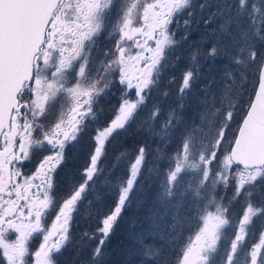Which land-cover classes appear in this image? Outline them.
Instances as JSON below:
<instances>
[{
	"label": "snow or ice",
	"instance_id": "1",
	"mask_svg": "<svg viewBox=\"0 0 264 264\" xmlns=\"http://www.w3.org/2000/svg\"><path fill=\"white\" fill-rule=\"evenodd\" d=\"M134 201L129 264H264V0H0V264H58L81 220L101 264Z\"/></svg>",
	"mask_w": 264,
	"mask_h": 264
},
{
	"label": "trees",
	"instance_id": "2",
	"mask_svg": "<svg viewBox=\"0 0 264 264\" xmlns=\"http://www.w3.org/2000/svg\"><path fill=\"white\" fill-rule=\"evenodd\" d=\"M199 36L192 33L191 39L183 45L180 51L183 52L184 56H187L189 48L187 45H190L192 41L198 40ZM179 65L182 69L186 68V59H182L179 62ZM179 82V80H178ZM103 103H105L102 100ZM171 101H169L170 103ZM112 103H116L115 99L112 100ZM151 102L149 103V105ZM107 107V105H105ZM167 109L168 104L164 105ZM147 115V110L140 113L138 117V122L143 120ZM111 113H106V119L110 118ZM187 117L193 116L192 108H188L186 111ZM163 119V115L160 117ZM106 122V121H105ZM159 124V121H157ZM88 136H85L84 140L81 141L80 145L75 147L70 146L67 150V164L65 168L61 171V176L66 172L72 171L77 172L81 169L85 162L87 156V149L83 146L88 140ZM145 141L151 143L150 137H148L144 132H140L137 129V124L134 123L128 130V132L119 138L118 141L114 142L115 147L110 148L109 155L105 158L103 163L111 170V165L114 162V154L119 152L122 148L133 149L139 143H144ZM171 150V149H170ZM126 170L125 165H121L117 168L113 175H120L121 172ZM110 202V201H109ZM144 212L143 210H138L135 204L128 208L123 214L122 218L118 221L115 230L109 240L107 241L104 247V256L102 258L101 264H129L131 257L129 255L130 250L135 247V240L133 239L134 234L146 230L147 223L143 220ZM135 221V223H133ZM51 223V221H49ZM84 221H78L77 224L73 226V244L69 245L63 252L62 255L58 257V264H87L88 257L92 248L95 247L97 242H88L85 241V244L81 247L79 245V236L82 230L86 227ZM148 243H151L150 240Z\"/></svg>",
	"mask_w": 264,
	"mask_h": 264
},
{
	"label": "rangeland",
	"instance_id": "3",
	"mask_svg": "<svg viewBox=\"0 0 264 264\" xmlns=\"http://www.w3.org/2000/svg\"><path fill=\"white\" fill-rule=\"evenodd\" d=\"M216 25L215 24H211V25H208L207 27L208 28H212V27H215ZM204 29H205V26L203 25V23H201L200 24V26H199V28H197L195 25L193 26V31H192V33H194V34H196V35H198L199 36V38H200V33L202 32V31H204ZM180 34L181 33H177V38H179V36H180ZM191 36H192V34H191ZM191 36L189 37V39H191ZM183 47V46H182ZM187 47L189 48V45H187ZM219 63V62H218ZM186 66H187V62H186ZM184 69H182L181 67H180V65H179V63H178V65L176 66V68L174 69V70H172V69H170L169 70V75H175L176 77H177V82H178V80H179V78H180V75H181V73H182V71H183ZM205 71H206V69H205ZM203 85V81H200L198 84H197V88H199V87H201ZM151 102V100L149 101V103ZM101 103H103L102 101H101ZM191 108V107H190ZM142 113V112H141ZM240 212V206L239 205H236L235 207H234V209H233V213L234 214H237V213H239ZM262 223H264V221H262V220H257V222H256V231H257V237H256V240L258 241V238H259V226H260V224H262ZM141 233V231L140 232H138L137 234H140ZM250 240H252L251 238H250ZM150 242H152L151 240H150Z\"/></svg>",
	"mask_w": 264,
	"mask_h": 264
},
{
	"label": "flooded vegetation",
	"instance_id": "4",
	"mask_svg": "<svg viewBox=\"0 0 264 264\" xmlns=\"http://www.w3.org/2000/svg\"><path fill=\"white\" fill-rule=\"evenodd\" d=\"M248 241V246H251V244L254 242L253 240H250V238H246Z\"/></svg>",
	"mask_w": 264,
	"mask_h": 264
}]
</instances>
